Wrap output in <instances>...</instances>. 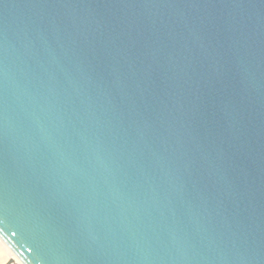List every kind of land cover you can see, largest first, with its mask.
Wrapping results in <instances>:
<instances>
[{
	"label": "water",
	"instance_id": "obj_1",
	"mask_svg": "<svg viewBox=\"0 0 264 264\" xmlns=\"http://www.w3.org/2000/svg\"><path fill=\"white\" fill-rule=\"evenodd\" d=\"M0 238L264 264V0H0Z\"/></svg>",
	"mask_w": 264,
	"mask_h": 264
},
{
	"label": "bare ground",
	"instance_id": "obj_2",
	"mask_svg": "<svg viewBox=\"0 0 264 264\" xmlns=\"http://www.w3.org/2000/svg\"><path fill=\"white\" fill-rule=\"evenodd\" d=\"M0 264H22L0 238Z\"/></svg>",
	"mask_w": 264,
	"mask_h": 264
},
{
	"label": "rangeland",
	"instance_id": "obj_3",
	"mask_svg": "<svg viewBox=\"0 0 264 264\" xmlns=\"http://www.w3.org/2000/svg\"><path fill=\"white\" fill-rule=\"evenodd\" d=\"M2 263V261H0Z\"/></svg>",
	"mask_w": 264,
	"mask_h": 264
}]
</instances>
